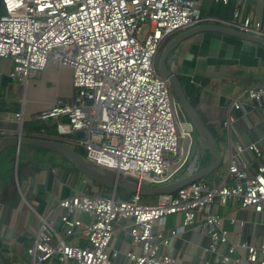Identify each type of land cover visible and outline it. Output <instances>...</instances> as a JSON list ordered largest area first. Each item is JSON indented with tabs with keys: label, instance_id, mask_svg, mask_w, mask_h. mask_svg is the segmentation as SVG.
Returning <instances> with one entry per match:
<instances>
[{
	"label": "built area",
	"instance_id": "built-area-1",
	"mask_svg": "<svg viewBox=\"0 0 264 264\" xmlns=\"http://www.w3.org/2000/svg\"><path fill=\"white\" fill-rule=\"evenodd\" d=\"M202 1L207 0H1L0 57L12 61L8 77L26 82L49 64L71 72L70 98L55 100L34 115L40 138L74 151L82 148L90 162L138 184H165L196 171L194 131L156 69L160 48L175 33L207 21L264 38V24L242 15L241 7L228 20L204 18ZM263 97L264 85L243 89L230 99L229 109L260 107ZM13 120L21 124L22 114ZM232 122L227 114L221 126L230 132ZM245 152L261 157L255 144L234 145L215 177L159 195L154 202L138 194L116 200L117 191L87 194V187L58 200L64 213L50 209L39 216L25 250L29 264H114L121 255L127 264H185L169 252L171 240L185 230L207 236L209 259L200 264H264V231L255 244L242 241L243 222L231 217L239 231L230 242L213 211L238 201L242 208L263 212L264 164L257 162L250 174ZM175 214L181 215L177 227L167 233L157 229L163 218ZM261 223L264 229V217ZM117 229L138 252L110 250Z\"/></svg>",
	"mask_w": 264,
	"mask_h": 264
},
{
	"label": "crops",
	"instance_id": "crops-1",
	"mask_svg": "<svg viewBox=\"0 0 264 264\" xmlns=\"http://www.w3.org/2000/svg\"><path fill=\"white\" fill-rule=\"evenodd\" d=\"M199 7L204 18L217 17L226 20L232 18L233 12L241 7L242 15H249L252 20L264 24V0H241L240 6L239 0H229L227 6L207 0L202 1ZM205 24L218 25L210 21ZM166 64L180 81L189 100L195 102L198 114L214 135L219 145L222 162L227 152L234 150V145L243 147L255 144L259 148L261 157L258 159L252 152L244 154L249 164V173H254L257 162L264 164V97L260 101V107L257 108L246 105L234 111L229 109V104L230 99L241 90L264 85V49L255 43L238 38L204 32L195 34L178 44L169 54ZM11 69L12 61L0 57V136H14L22 129L23 136L33 137L26 133L25 128L32 124L41 128V125L38 126L34 121V115L49 108L55 100L70 98L71 72L67 67L49 64L35 77L26 82H19L8 77ZM18 113L22 114L21 124L13 120L14 114ZM227 114L233 118L230 132L221 126V121ZM184 117L187 120L185 114ZM26 148L29 150L30 147L21 146L19 150ZM193 149L199 154L197 168L208 165L209 156L201 151L196 142ZM15 154L16 151L12 148L0 155V179L5 175L11 176L9 186L6 189L0 187V230H2L0 249L9 264H29L25 250L32 242L39 216H46L50 209H54L59 215L61 209L57 207L58 200L76 195L79 183L87 185L88 182L67 162L61 167L47 166L46 169L40 170L35 178L36 185L44 188L43 194L37 195L39 192L37 191L31 194L32 198H28L19 188L20 194L17 188L16 171L19 156L17 160L13 159ZM27 156L31 155L27 154ZM29 159L23 160L25 167ZM1 163L9 164L10 170L2 171ZM222 167L223 165H220L206 177H215L214 175ZM93 189L91 185V190ZM98 190L96 191L106 194L102 187ZM28 195L30 196V193ZM124 198H127V195ZM155 200L156 197L144 199L148 203ZM213 211L222 218V227L227 232L230 242L236 241L239 231L237 223H230L231 217L243 222L242 241L255 244L261 239L264 231L261 223L264 210L261 214H256L252 208H242L238 201H233L225 206L216 205ZM180 220V214L167 216L161 220V226L157 229L167 233V230L177 227ZM68 241L72 244H83L82 239L69 238ZM206 243L205 233L198 235L185 230L180 236L171 240L169 252L185 264H200L202 260L209 259V255L204 252ZM110 250L138 252L121 229L115 232ZM114 264H127V262L121 255Z\"/></svg>",
	"mask_w": 264,
	"mask_h": 264
},
{
	"label": "water",
	"instance_id": "water-1",
	"mask_svg": "<svg viewBox=\"0 0 264 264\" xmlns=\"http://www.w3.org/2000/svg\"><path fill=\"white\" fill-rule=\"evenodd\" d=\"M204 32H214L252 42L261 46L263 49L264 38L241 33L219 25L204 24L183 30L173 35L164 45L158 56L156 64L157 72L168 80L173 96L180 104L183 113L192 126L194 135L196 137V143L199 145L201 151L204 154L207 153L209 156V164L205 167L197 169L191 174L184 175L177 180L165 184L155 186L138 184L137 182L122 177L116 172L109 171L95 165L86 159L83 154L66 147L58 141L23 136L22 129L14 136H0V155L4 154V152L7 150L14 148L16 154L13 159H17L18 150L21 146L47 150L60 156L74 169V171L91 183L102 187L105 190H111L112 193L120 190L129 194H138L142 198L172 194L177 190L187 186L188 184L208 176L221 165L222 157L219 145L214 135L211 133L207 125L198 114L197 110L192 106L191 101L187 97L180 81L171 72V70H169L166 64L169 54L178 44L195 34ZM81 135V133H78V136ZM0 264H6L1 249Z\"/></svg>",
	"mask_w": 264,
	"mask_h": 264
},
{
	"label": "rangeland",
	"instance_id": "rangeland-1",
	"mask_svg": "<svg viewBox=\"0 0 264 264\" xmlns=\"http://www.w3.org/2000/svg\"><path fill=\"white\" fill-rule=\"evenodd\" d=\"M161 50H162V47L160 49V52H161ZM158 56H159V53H158ZM157 59H158V57H157ZM156 64H157V62H156ZM39 125H41V124L38 123V126ZM26 151H28V152L26 153ZM76 152H78L80 154L84 153L82 148H77ZM27 154L29 156L30 155L31 156L28 157ZM18 156H19L18 171H16L18 177H16V183L18 182V187L20 188L21 192H24V196H27L28 198H32L31 194L32 193L34 194L37 191H39V192H37V195H39L40 193L43 194L44 188L42 186L36 185L37 183H35L36 182V179H35L36 175L39 174L40 170L46 169L47 166L61 167V165L65 164V162H66V161H63V159L60 156H58L57 154L50 152V151H47V150H43V149H33V148H31V149L29 148V150L27 148L25 150L20 149ZM26 158H30V159H29L27 166L25 167L23 160H25ZM207 158L208 157H206V159ZM0 161H1V159H0ZM9 167H10L9 164H7V163L2 164L1 163L2 171L10 170ZM177 178H179V176ZM10 180H11L10 175H8V176L5 175L4 177H1L0 187H3L6 189V187H8L10 184ZM84 180H86V179L84 178ZM86 182H88L87 185H83L82 182L79 183L78 190L76 191V193L77 194L83 193L84 188L87 187V188H89L90 191L88 190L84 193L96 195L99 191L98 189H100L101 187L93 184L94 189L91 190V184L89 183L88 180H86ZM95 189L98 191H96ZM16 190H17V188H16ZM29 193H30V196L28 195ZM111 194H112L111 190H106V196H111ZM126 195H128L127 192L126 193L120 192V190H119V192L117 191L115 198H116V200H123V199H125L124 197ZM149 198H155V197H147V199H149ZM61 213H63V211L59 210V214H61ZM43 215H45V214H43ZM82 219L86 220V218H82ZM37 226H38V224H37Z\"/></svg>",
	"mask_w": 264,
	"mask_h": 264
},
{
	"label": "trees",
	"instance_id": "trees-1",
	"mask_svg": "<svg viewBox=\"0 0 264 264\" xmlns=\"http://www.w3.org/2000/svg\"><path fill=\"white\" fill-rule=\"evenodd\" d=\"M2 15H4V8H3V6H2V2H1V0H0V16H2ZM169 40V39H168ZM167 40V41H168ZM191 104H192V106L195 108L196 106H195V102L194 101H191ZM196 109V108H195ZM26 133L28 134V135H30V136H33V137H36V138H40V129L41 128H38V127H36L35 125H29V126H26ZM19 163V162H18ZM18 167V166H17ZM17 171H18V168H17ZM1 176H2V173H1ZM119 192V191H118ZM120 192H123V191H120ZM126 193V192H125ZM128 195H127V198L131 195V194H129V193H127ZM127 198H125V199H127ZM3 255V254H2ZM3 258H4V256H3ZM5 260V263L6 264H9L8 263V261L6 260V259H4Z\"/></svg>",
	"mask_w": 264,
	"mask_h": 264
},
{
	"label": "bare ground",
	"instance_id": "bare-ground-1",
	"mask_svg": "<svg viewBox=\"0 0 264 264\" xmlns=\"http://www.w3.org/2000/svg\"><path fill=\"white\" fill-rule=\"evenodd\" d=\"M167 42H168V41H166V42L162 45V48H163V46H164ZM160 49H161V48H160ZM159 54H160V50H159ZM180 177H182V176H180ZM180 177H179V178H180ZM177 179H178V178H177ZM177 179H176V180H177Z\"/></svg>",
	"mask_w": 264,
	"mask_h": 264
},
{
	"label": "clouds",
	"instance_id": "clouds-1",
	"mask_svg": "<svg viewBox=\"0 0 264 264\" xmlns=\"http://www.w3.org/2000/svg\"><path fill=\"white\" fill-rule=\"evenodd\" d=\"M171 37H172V36H171ZM171 37H170V38H171ZM170 38H169V39H170Z\"/></svg>",
	"mask_w": 264,
	"mask_h": 264
}]
</instances>
